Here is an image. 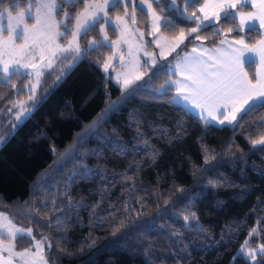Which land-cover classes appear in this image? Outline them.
Returning a JSON list of instances; mask_svg holds the SVG:
<instances>
[{
	"label": "trees",
	"instance_id": "1",
	"mask_svg": "<svg viewBox=\"0 0 264 264\" xmlns=\"http://www.w3.org/2000/svg\"><path fill=\"white\" fill-rule=\"evenodd\" d=\"M150 2L164 20L161 33L165 37L173 39L179 34L177 29H184L188 35L189 27L194 25L186 18L191 12L182 14L186 0H177L176 8L181 11L172 7L171 0H159V7L156 0ZM204 2L194 0L197 16ZM5 6L16 13L24 10L27 4L18 10L14 4ZM125 6L132 7L127 2ZM250 9L248 6L241 8L243 11ZM124 13V6L115 12L109 11L113 17ZM137 13L139 26L147 30V15L139 9ZM165 20L173 27H165ZM237 25L235 20L224 18L214 27L192 33L182 51L187 53L198 45L215 49L221 41L236 38L238 31L249 46L262 39L258 28L242 32ZM98 33V29L90 33L88 40L99 39ZM193 36L203 39L193 41ZM81 43L86 45L83 39ZM110 53V48L98 46L53 86L70 61L61 63V58L43 79L37 93H40L37 99H42L36 110L15 129L10 123L14 121L12 113H0V211L7 213L16 224L32 229L35 241L42 236L48 238L53 245L49 252L45 243L49 264L53 260L55 264H249L244 255H237L244 241L264 244V152L261 151L264 146L250 143L264 124V109H258L236 129L205 127L201 119L167 97L150 91L128 96L99 67ZM247 69L254 78V67L251 65ZM153 74L156 76L152 81L154 87L170 77L166 69L150 77ZM28 81L29 78L26 80L22 75L10 85L0 81V107L12 108L10 99H27ZM168 95L174 96V93ZM111 101L117 102L115 108L118 110L110 112L102 127L84 142L83 147L79 145L75 150L83 157L82 162L73 166L68 159L63 162L66 170L58 172L62 165L56 167L60 155L86 126L103 115ZM133 117L137 122L142 118L143 135L159 149L155 159L142 143H137V132L131 124ZM178 122L186 127V135L169 141L168 137H174L177 132ZM101 137L112 143H106ZM202 144L216 157L209 164L204 163ZM120 145L129 148L125 152ZM83 165L90 169L91 175L69 184V177ZM124 175L131 179L121 181ZM45 176L49 179L44 180ZM209 180H215V184H210ZM41 183L45 188L38 193ZM133 185L134 194L129 191ZM69 196L74 204L83 207L70 211L64 206ZM189 200L199 226L205 229L203 232L198 233L196 226L185 227L182 213ZM52 201L63 211L45 213L41 204L51 205ZM87 206L95 207V215ZM25 207L40 211L28 220L22 212ZM66 213L70 227L64 231L44 226L54 215ZM127 216L131 219H125L124 226L114 234L116 223ZM97 217H107L113 223L109 225L105 221L101 225ZM188 223H192L191 217ZM254 228L257 232L250 236ZM89 236L95 238V244L82 252L77 251ZM35 241L27 237L17 239L15 247L18 251L34 249ZM69 252L75 254L69 255ZM256 264H264L259 255Z\"/></svg>",
	"mask_w": 264,
	"mask_h": 264
},
{
	"label": "snow or ice",
	"instance_id": "2",
	"mask_svg": "<svg viewBox=\"0 0 264 264\" xmlns=\"http://www.w3.org/2000/svg\"><path fill=\"white\" fill-rule=\"evenodd\" d=\"M131 4L133 8L136 7V0H19V3H15V0H0V18L6 19V24L0 22V36L7 35V39H0V49L3 50L0 54V81L5 84H11L13 80L21 75L25 76V79L31 76V80L28 81L30 87L27 95L28 101L21 102L20 100H9L12 104V108L0 107V113L8 114L12 113L14 121H10L11 127L15 129L19 124L23 123L32 113L36 110L37 106L41 102V99L36 97V89L41 83L42 77L45 75V70H52L54 62L58 58L61 59V63L64 60L71 59L73 62L78 61L81 58H87L91 51H95L97 47H102L103 44L98 40H92L88 43V36L90 33L97 31L101 25L108 24L112 31H115V26L112 25L109 17V9L113 12L119 7L125 5V3ZM187 6L182 9V14L191 12V16L187 17L192 21L194 26L189 27L188 35L197 33L202 30H207L221 23V15L223 12L224 18L234 21L236 15L231 10L236 9L238 5L241 8L244 5L251 3V0H206L199 8L198 11L202 13L201 16L196 15L197 9L195 8L194 0H186ZM6 4H14L15 9H19L23 4H27V12L18 11V14L13 16L12 8L5 6ZM147 4V8L151 10L153 25L150 34L159 33L160 31V19L153 8V4L150 0H139V6L142 8ZM157 7H159V0H156ZM172 7L177 11H181L176 8L177 0H171ZM258 9V12H245L241 10L239 12V24L237 29L243 30L248 28L251 31H255V24L252 21H259L261 27H264V0H258L257 4L253 5ZM57 16L60 19H57ZM108 18V19H106ZM118 22L124 23L121 17L117 16ZM132 23L136 22L135 15L131 17ZM28 22H31V28L28 27ZM165 27H173L167 20H165ZM61 28L64 30L61 31ZM232 29L230 28L229 31ZM178 35L173 37L174 43L168 48V54L176 51L187 35L184 29H177ZM227 34V33H225ZM99 35V33H98ZM141 37L143 33L140 34ZM19 39L20 46H15V41ZM86 43L85 48H81V40ZM167 38L162 36L156 37V47L160 48V56H165L164 47L161 45V40ZM203 39L202 36H193L192 40ZM103 40L108 41L107 31L103 32ZM113 45H118L119 41H111ZM222 44H228L230 52L225 53L223 49H215V53L219 55L214 56L209 54L208 60L205 61L201 57L203 52L207 50H200V57H190L184 51L178 52L173 60L177 62L172 67H167V71L172 73H179L181 79L179 80H167L159 87H152V81L156 78L155 74L145 81L144 84H136V81L143 79V73L138 72L134 77L120 73L115 76V82L123 89L127 91L128 96H138L146 92H152L158 94L160 97H167L173 103L187 102L192 108L199 109V116L205 127L211 126L213 122L218 125L231 126L233 129L240 127L243 122L257 112L258 109H264V72L259 74V79L249 78V75L244 70V54L245 52L254 53L259 57V65L264 68V39L259 41L258 45L249 46L245 42L243 36L237 33L236 38L232 41H221ZM237 45L239 47H237ZM196 47L192 48V52H197ZM70 54V55H69ZM129 55H131V47H129ZM123 55V54H122ZM144 55L150 58V61L146 60L144 63L147 65L151 62L155 64V54L145 51ZM7 56V59L4 57ZM20 57V59H14V57ZM113 57L109 56L106 61L101 65L104 72H108L112 68ZM122 59V56H121ZM211 61V63H208ZM137 63H139L137 61ZM31 70L26 71V70ZM123 76V79H121ZM60 76H57V80H60ZM175 85V88H173ZM47 85L45 84V88ZM175 92V96H169L168 94ZM113 111L118 109L114 106H110ZM16 109L15 112L12 110ZM133 117L131 120L132 126L137 132V143H142L145 148L152 154L155 159L159 155V149L154 145H151L149 138L143 135L140 123ZM102 127L100 120L94 121L88 126V135L91 136L98 128ZM260 132L254 139L250 140L253 146H264V124L260 126ZM159 131V128L156 129ZM118 135V134H117ZM167 136V133H164ZM186 135V127L182 122H178L177 132L173 136H169V141L173 138L182 139ZM106 143H112L106 137H101ZM2 142V141H0ZM81 147L84 146V137L82 136L79 141ZM121 150L127 151L128 145H120ZM52 151L55 153L56 149L53 147ZM201 151L205 164H209L216 157L212 154L207 146L201 145ZM264 152V147L261 148ZM67 159H70L73 166L78 161L82 162L83 157L78 152L67 154ZM67 165L63 164L57 170L58 172L66 170ZM78 173V174H77ZM195 174V173H194ZM91 175L90 169L83 165L78 168L76 172H73L69 177V184L74 183L76 179L80 177H89ZM44 180H48L49 177L45 176ZM121 181L131 179V177L124 175L120 177ZM210 184H215V180H209ZM110 186V185H108ZM45 188V185L41 183L37 192L39 193ZM65 195L68 193V189L65 190ZM134 194L135 185L129 189ZM179 191H183L179 189ZM163 198V197H161ZM182 202L183 198H182ZM127 203V202H126ZM139 203V201H138ZM186 207L183 210V221L185 227L191 228L196 226L197 232H203L205 229L199 226L198 217L196 213L192 211L190 207L191 200L185 202ZM27 204V202H25ZM70 211H78L83 207L80 204H74L71 197H68L67 202L64 204ZM88 210L95 215V207L87 206ZM179 207V204L175 205ZM41 208L44 212L60 213L63 208H57L55 201H52L51 205L42 203ZM123 210V209H122ZM136 211V209H132ZM40 211L38 208L25 207L22 212L26 219L32 220L35 217V213ZM114 215V213L112 214ZM189 217L192 218V223L189 224ZM0 218L5 222L0 224V264H13V256L18 257L23 261V264H49L48 259L44 255V244L47 243L49 252L53 245L47 237L42 236L39 241H35L32 229H24L18 227L13 220L9 218L8 214L0 211ZM125 219H131L130 216L120 219L113 228V233L119 231L124 226ZM97 221L103 225L105 221L111 225L113 221H108L107 217H97ZM39 223V221H37ZM48 228L55 227L56 231L62 232L67 227L68 215L63 216L54 215V218L44 225ZM257 229H252L250 236H254ZM30 238L35 243L33 247L37 249L33 252L31 248L23 251H15V241L17 239ZM63 239V238H61ZM95 238L89 236L86 238V243L82 244L77 251H84L85 247H92L95 244ZM255 245V246H253ZM59 246V244H57ZM150 247V246H148ZM67 252V248H64ZM147 251V247L145 249ZM7 253V256L3 254ZM74 255L75 253H68ZM261 261H264V244H259L255 241L252 243L248 239L244 241L241 246L240 252L237 255H244L249 264H255L257 261V255ZM39 257V261H37ZM51 264H55V261H51Z\"/></svg>",
	"mask_w": 264,
	"mask_h": 264
},
{
	"label": "rangeland",
	"instance_id": "3",
	"mask_svg": "<svg viewBox=\"0 0 264 264\" xmlns=\"http://www.w3.org/2000/svg\"><path fill=\"white\" fill-rule=\"evenodd\" d=\"M252 1H254V0H251L250 4L244 5L242 8H245L247 6H251ZM124 9H125V13L123 15H119V17H121V19H122V21H124V23L118 22L116 20L117 16L113 17V16H111L109 14L108 18L111 19L112 25L115 26V31L113 32L112 28L108 24L101 25L100 28H98V32H99L100 37H99V39H95V40L100 41L104 46H106V47L111 49V53H110L109 56H112L114 58L113 59V64H112V68H110L108 70V72L106 73V72L103 71V69L101 67L102 63L99 64V67L103 71L104 75L108 79H110L114 84H116L117 86H119V85L115 82V79H114L117 74L123 73V74H126V75L134 77L138 72H142L144 74L143 75V79L135 82L136 84H141L144 81H147L152 73H154L156 71H160L162 69H166L167 70V68L164 67V66H167L169 68L172 67L173 63L176 62V60H173V57H175L178 52L182 51V49L185 46L186 40H187V39H185L183 41V43H181L179 45V47L176 48V51L171 52V54H168V48L171 47V45H172V43H174V41H173V39L165 37L161 33V27L164 24V20L162 18L160 19V31H159V33L150 34L151 29H152V25H153V19H152L151 10H149L147 8V4H145L141 8L139 6V1H136V7L135 8H133V6H132L131 9H130V8H128V7H126L124 5ZM137 9L143 11L148 17L149 21H148V29L147 30L141 28L139 26L138 22H137L138 21ZM27 10H28V6L24 10H21V11L27 12ZM110 10H111V8L109 9V11ZM239 10H241V6L240 5H238L236 9L231 10L233 12V14L236 15V20L235 21L238 22V24H239V12H240ZM11 14L13 16H15L18 13L14 14L12 12ZM133 14L135 15V18H136V22L135 23H132V20H131V17H132ZM201 15H202V13H200L199 16H201ZM220 15H221V20L224 19L223 12H221ZM187 17H190V16H187ZM108 18H106V19H108ZM57 19H60V18L57 17ZM0 22L6 24V19L0 18ZM31 26H32L31 22H28V27L31 28ZM63 30L64 29L61 28V31H63ZM247 30H249V29L244 28L243 30H240V31L245 32ZM104 31H107V33H108V37H109L108 41H104L103 40V32ZM141 33H143L142 37L140 35ZM113 34L115 35V37L113 36ZM157 36H162V37L167 38L166 40H161L160 41L161 45L164 47V50H165V56L164 57H161L160 54H159L161 49L156 47L155 41H156V37ZM187 37H188V35H187ZM7 38H8L7 35L0 36V39H7ZM92 40H94V38L89 39L88 43H90ZM111 41H119V44L118 45H113L111 43ZM15 46L16 47L20 46L19 39H17L15 41ZM86 46L87 45L83 46L82 43H81V48L82 49L85 48ZM129 47H131V55L128 54L129 53ZM145 51L155 54V64L154 65L151 62H149L147 65H145L144 62L146 60L150 61V58L144 55ZM2 52H3V50L0 49V54H2ZM109 56H107L104 61H106ZM121 56H122V59H121ZM4 58L7 59V56H5ZM14 59H20V57L17 56V57H14ZM60 59L61 58H58L54 62V66H53L52 70H45L44 77L47 75V73H50L51 71H53L55 69V67H56L57 63L60 61ZM69 60L70 61H67V63L65 64V67H63V70H65V71H64L63 75L60 76L61 77L60 80L58 81L57 79H55V81L53 83V86L58 84L64 78L66 73L68 71H70L72 69V67L80 59L78 61H76V62H73L71 59H69ZM137 61L139 63H137ZM26 71L30 72L31 70L29 69V70H26ZM22 76H24V75H22ZM44 77H42L41 83L36 89V97L40 95V93L38 95H37V93H38V91L40 89V86H41V84L43 82ZM28 78H29V80L32 79L31 76H29ZM121 79H123V76H121ZM29 87H30V85H29V83H27V85L25 87V91L26 92H28ZM152 87H154V86H152ZM121 90L123 92H127L126 90H123L122 88H121ZM173 93H174V96H175V92H173ZM24 101H28V98L24 99V100H21V102H24ZM28 103H31V101H28ZM116 105H117V102H115V101L109 102L106 111L97 120H100L103 123L104 120L106 119V117L110 114V112L113 111L110 106H114L115 107ZM87 130H88V126H86L84 128V130L76 137L74 143L65 152H63L60 155V157L58 158V161L56 163V167L58 165L62 164L63 162H65L66 160H68L66 158L67 154L75 152V150L80 145V143L78 141H79V139L82 136L84 137V142H85L87 139H89L90 137H92L94 135V133H92L91 136H89ZM1 146H2V143H0V148H1ZM9 218L12 219L10 216H9ZM13 223H15V222L13 221ZM0 224H1V222H0ZM16 225L18 227L24 228V227H22V226H20L18 224H16ZM24 229H28V228H24ZM32 233H33V231H32ZM32 251L36 252L37 249L34 248V250H32ZM45 251H46V246L44 244V255H45ZM37 261H39V257H37ZM255 264H256V262H255Z\"/></svg>",
	"mask_w": 264,
	"mask_h": 264
},
{
	"label": "crops",
	"instance_id": "4",
	"mask_svg": "<svg viewBox=\"0 0 264 264\" xmlns=\"http://www.w3.org/2000/svg\"><path fill=\"white\" fill-rule=\"evenodd\" d=\"M257 3H258V0L252 1L251 6H248V7L251 8L249 11H251V12H258V9L253 6L254 4H257ZM239 11H241V10H239ZM245 12H248V11H245ZM13 13L15 14V12H13ZM16 13H18V12H16ZM252 23L255 24L256 28H258L261 31L262 39H264V27H261L260 26L258 20L252 21ZM246 29H248V28H246ZM225 41H232V40L229 39V40H225ZM258 44H259V42L256 45H258ZM237 47H239V46L237 45ZM196 48L198 49L197 52L193 53L192 50H191V51L187 52L186 54L189 55L190 57H200L201 56V51L200 50H207V51H204L203 52V56L201 57L205 61L208 60L209 54H213L214 56L219 55V53H215V51H214L217 48L223 49V51L225 53L230 52V49L228 47V44H222V43L217 48H215V49H208V48H206L205 46H202V45H198V46H196ZM243 59L245 61L244 62V70H245V72L248 73L249 78H251V77H250L249 70L247 69V67H249V66L252 65L254 67V79H259V74H261L262 72H264V68H261L260 65H259V57L256 56L254 53H251V52H247L246 51L245 54H244ZM176 62H174L173 65ZM208 63H211V61H208ZM169 75H170V77L168 78V80L169 79H171V80H179V79H181V77H180V75H179L178 72L177 73L169 72ZM173 88H175V85H173ZM175 104L178 105V106H181L185 110L189 111L191 114H193L196 117H198L199 119H201L200 116H199V111L200 110L199 109L192 108L187 102L180 103V104L175 103ZM212 126H215V127H219L220 128V127H225L227 125H218L216 122H213ZM0 222H1V224H3L5 221L2 218H0ZM32 250H34V249H32ZM15 251L16 252H19L16 249V247H15ZM3 255L4 256H7L8 254L7 253H4ZM13 264H23V261L20 260L18 257L13 256Z\"/></svg>",
	"mask_w": 264,
	"mask_h": 264
}]
</instances>
